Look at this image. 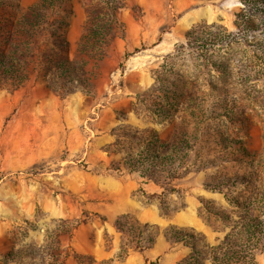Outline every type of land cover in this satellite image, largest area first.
Listing matches in <instances>:
<instances>
[{
	"label": "rangeland",
	"instance_id": "374dc122",
	"mask_svg": "<svg viewBox=\"0 0 264 264\" xmlns=\"http://www.w3.org/2000/svg\"><path fill=\"white\" fill-rule=\"evenodd\" d=\"M14 1L22 11L36 0ZM100 4L55 6L35 40L28 80L0 81V264H183L191 247L169 239V225L214 243L243 212L233 198L254 196L264 185V79L244 81L237 71L252 51L204 42L214 24L236 30L237 0H126L105 47L86 51L83 36ZM57 19L64 25L55 37ZM44 48L53 60L75 61L86 85L53 89L54 67L41 69ZM216 60L229 61L230 72ZM152 134L193 146L175 190L124 164ZM237 139L250 158L229 146ZM244 175L252 178L248 185L207 187ZM126 216L146 224L154 242L133 249V241L121 260L132 237L116 221Z\"/></svg>",
	"mask_w": 264,
	"mask_h": 264
},
{
	"label": "trees",
	"instance_id": "16d2710c",
	"mask_svg": "<svg viewBox=\"0 0 264 264\" xmlns=\"http://www.w3.org/2000/svg\"><path fill=\"white\" fill-rule=\"evenodd\" d=\"M71 0H36L21 11V4L14 0H0V81H13L17 86L29 78V61L33 55L35 40L44 34L49 23V11L55 6ZM126 0H101L100 7L90 13L89 27L83 36V48L86 51H101L111 36L113 25L117 23L118 10ZM240 4L235 11L234 24L236 30H229L223 25H212L205 37V47L214 49H230L233 45L252 51L257 62L253 66L252 57L247 56L241 63L237 62L238 70L244 81L264 79V0H237ZM11 9V11L9 10ZM52 34L57 37V28L64 25L61 20H54ZM64 42V40H63ZM49 51L42 50L44 62L51 64L56 72L50 86L61 92L69 93L76 84L86 85L84 71L78 64L69 59L53 60ZM223 72H230L229 61L214 62ZM61 90V91H60ZM230 147L236 146L250 158L252 155L241 139L229 140ZM193 146L190 142L168 143L158 135L152 134L142 142L136 150L127 153L124 164L129 170L136 171L140 176L152 180L165 187L167 191L175 190L174 180L181 178L190 161ZM249 176L232 177L211 185L210 189L222 190L236 186L238 182H251ZM232 203L243 210L237 220H233L230 229L214 243L209 242L205 235L193 229H184L169 225L165 235L175 242H183L191 247V252L183 264H204L209 259L213 264H257V256L264 252V185L253 196L233 198ZM260 203V204H259ZM259 204V207H252ZM206 208L230 221L226 212L205 204ZM121 231L131 235V244H123L119 251V259L123 260L129 249H145L154 242V234L147 230L146 224L126 216L116 221Z\"/></svg>",
	"mask_w": 264,
	"mask_h": 264
},
{
	"label": "crops",
	"instance_id": "0c3cea01",
	"mask_svg": "<svg viewBox=\"0 0 264 264\" xmlns=\"http://www.w3.org/2000/svg\"><path fill=\"white\" fill-rule=\"evenodd\" d=\"M205 237H206V236H205ZM218 238H220V237H218ZM218 238H217V239H218ZM206 239H207V238H206ZM217 239H216V240H217ZM216 240H215V241H216Z\"/></svg>",
	"mask_w": 264,
	"mask_h": 264
}]
</instances>
